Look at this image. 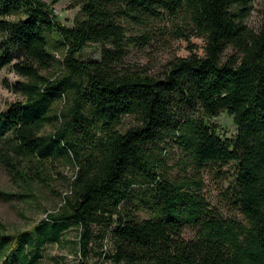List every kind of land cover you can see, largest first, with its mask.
Listing matches in <instances>:
<instances>
[{
    "label": "trees",
    "instance_id": "16d2710c",
    "mask_svg": "<svg viewBox=\"0 0 264 264\" xmlns=\"http://www.w3.org/2000/svg\"><path fill=\"white\" fill-rule=\"evenodd\" d=\"M255 1L84 0L68 27L58 0H0V71L24 79L6 83L24 100L0 113V161L28 198L50 186L57 163L76 169L63 204L33 232L0 234V264H40L71 226L84 259L99 227L114 264H264V19L258 31L245 23ZM181 14L205 38L203 56L176 57L159 76L127 63L132 45L152 40L138 28ZM90 44L103 46L101 59L79 58ZM222 113L235 139L209 123ZM126 117L137 123L122 131ZM166 142L197 175L234 165L226 200L243 219L217 212L201 178L172 180Z\"/></svg>",
    "mask_w": 264,
    "mask_h": 264
},
{
    "label": "rangeland",
    "instance_id": "374dc122",
    "mask_svg": "<svg viewBox=\"0 0 264 264\" xmlns=\"http://www.w3.org/2000/svg\"><path fill=\"white\" fill-rule=\"evenodd\" d=\"M52 3L53 0H44ZM84 0H58L54 5L55 14L59 21L68 27H73L76 20L81 17V8ZM264 19V0H256L252 9L245 17V23L249 29L258 31ZM137 33L152 37L149 45L145 47L132 45L127 58L129 65L140 66L149 74L159 76L169 61L176 57H188L192 54L203 56L206 46L205 38L201 37L188 16H167L162 20L152 22L150 25L137 29ZM1 40V34H0ZM102 45L90 44L79 56L81 60H97L102 57ZM65 50H59L56 56L63 59ZM58 67L46 73L55 75ZM24 79L16 74L12 67L0 71V113L6 111L11 104L23 101L22 95L11 91L6 83L10 85ZM137 121L134 117L123 119L119 129L122 131L134 126ZM209 123L225 139H235L238 135V127L234 119L228 113H222L219 117L209 120ZM54 127L49 126L45 132H53ZM162 148L168 150L165 156L166 170L172 180H180L185 177L201 178L203 180V196L205 200L216 208L226 218L243 217L227 203L226 192L235 181L236 170L234 165L222 169L208 167L202 174H195L191 168L181 164L183 155L175 145L168 142ZM53 179L50 186L39 187L35 195L19 197L25 193L16 185L7 168L0 161V234H6L17 238L20 234L31 233L48 215L58 209L64 202V197L70 193L69 183L76 177L74 166L56 164L50 170ZM105 230L96 228V239L91 244L88 258H83L78 246L79 230L71 226L63 233L60 242L48 243L41 249L42 258L40 264H114L107 256L114 249L111 235H106ZM197 231L194 228H186L184 237L187 240L194 239Z\"/></svg>",
    "mask_w": 264,
    "mask_h": 264
}]
</instances>
